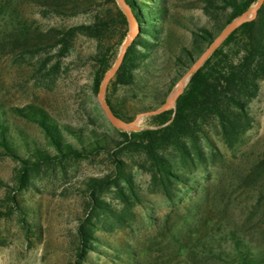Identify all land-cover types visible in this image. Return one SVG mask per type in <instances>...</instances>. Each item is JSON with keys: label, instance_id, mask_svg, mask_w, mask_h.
Masks as SVG:
<instances>
[{"label": "trees", "instance_id": "obj_1", "mask_svg": "<svg viewBox=\"0 0 264 264\" xmlns=\"http://www.w3.org/2000/svg\"><path fill=\"white\" fill-rule=\"evenodd\" d=\"M124 1L138 33L105 93L112 113L124 122L161 106L212 40L257 2L195 0L191 6L202 11L209 25L190 29L185 42L171 28L177 21L170 0ZM18 3H27L41 18L83 15L88 21L45 28L39 19L23 16ZM4 15L11 26L3 31L5 37L28 54L55 50L59 60L70 54L76 38L93 41L95 50L87 59L94 95L128 31L115 0H2ZM263 85L264 2L256 17L229 34L190 77L175 109L146 118L138 131L111 125L102 130L96 120L92 127L61 123L36 104L13 107L12 115L38 129L39 140L0 112V154L15 164L10 189L29 191L40 176L64 175L67 165L102 155L108 172L82 181L72 264H98L92 255L110 264H149L153 255L157 264H198L201 258L264 264V245L255 246L247 232L209 216L214 210L224 214L235 200L250 195V214L264 224V142L260 146L248 139L256 125L251 105ZM138 175L147 178L144 186ZM151 196L168 207L161 217L150 205ZM7 199L10 206L0 209V220L15 213L26 238L40 235V224L28 222L27 206L11 193ZM145 223L153 230L147 249L135 235Z\"/></svg>", "mask_w": 264, "mask_h": 264}, {"label": "rangeland", "instance_id": "obj_2", "mask_svg": "<svg viewBox=\"0 0 264 264\" xmlns=\"http://www.w3.org/2000/svg\"><path fill=\"white\" fill-rule=\"evenodd\" d=\"M194 1L170 0L171 13L174 21H177L172 23L171 28L174 34L185 42L189 40L190 29L196 25H209L202 11L191 6ZM17 5L23 16L39 19L45 28L60 24L70 26L88 21L83 15L64 19L41 18L27 3ZM10 28L8 17L0 16V112H5L12 122L39 140L41 135L38 129L12 115L13 107L36 104L46 109L61 123L92 127L91 120H96L100 126L98 128L107 130L110 124L104 117H100L102 113L96 95L90 88V67L87 57L94 52L95 43L78 37L70 54L58 60L55 57V50H50L48 54L43 51L28 54L19 44H12L3 32ZM57 60L58 68L53 71L52 67ZM251 107L256 125L248 134V139L251 142L258 141L261 146L264 142V85ZM145 119L141 121L139 128L146 126ZM14 166L11 159L0 154V180L3 182L0 184V209L7 210L10 206L7 196L9 193L13 194L30 210L28 222L36 221L40 224L41 234L38 235L36 232L26 238L15 213L1 219L0 264H72L74 230L83 205L80 191L82 181L87 177L107 173L109 170L107 160L100 155L71 163L65 167L64 175L60 171H55L40 176L36 180V188L29 191L10 189L13 187ZM233 167H236V162H233ZM138 181L144 186L147 178L138 175ZM250 197L244 195L235 200L233 207L224 214H218L217 210H214L209 216L218 217L223 225L228 224L233 229L247 232L255 246H263L261 229H264V224L258 225V217L250 214ZM149 199L155 215L161 217L168 211L167 205L159 196H151ZM152 231L146 223L141 224L135 231V235L139 234L144 240L145 249L148 244L146 239ZM91 259L98 264H110L103 257L92 255ZM154 260L155 255L149 264H157ZM197 263L219 264L210 258L198 259ZM160 264L166 263L160 260Z\"/></svg>", "mask_w": 264, "mask_h": 264}, {"label": "water", "instance_id": "obj_3", "mask_svg": "<svg viewBox=\"0 0 264 264\" xmlns=\"http://www.w3.org/2000/svg\"><path fill=\"white\" fill-rule=\"evenodd\" d=\"M122 12L124 13L128 22V31L126 33L125 39L119 48L118 55L112 65V67L105 73L100 83L99 89L96 94V100L98 107L105 118V120L113 127L122 129L128 132H135L139 129V124L145 118L160 115L164 112L174 110L177 98L183 92L185 85L187 84L190 77L204 64V62L209 58V56L222 44V42L231 34L234 30L240 27L242 24L253 20L257 11L263 4L264 0H257V2L247 11L242 13L239 17L231 21L224 29L212 40L208 47L197 57V59L190 65L186 72L180 77V79L175 84L174 88L171 90L167 96L165 102L156 109L138 113L131 122H124L118 117H116L108 104L105 101L106 88L110 80L114 77L117 70L119 69L125 53L136 37L138 33V26L133 17V14L129 6L124 0H115Z\"/></svg>", "mask_w": 264, "mask_h": 264}]
</instances>
